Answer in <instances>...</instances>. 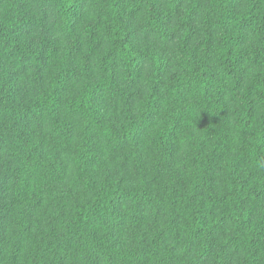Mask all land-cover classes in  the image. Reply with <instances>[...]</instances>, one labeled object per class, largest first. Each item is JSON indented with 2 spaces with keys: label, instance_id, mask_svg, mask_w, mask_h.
<instances>
[{
  "label": "trees",
  "instance_id": "16d2710c",
  "mask_svg": "<svg viewBox=\"0 0 264 264\" xmlns=\"http://www.w3.org/2000/svg\"><path fill=\"white\" fill-rule=\"evenodd\" d=\"M0 264H264V0H0Z\"/></svg>",
  "mask_w": 264,
  "mask_h": 264
}]
</instances>
